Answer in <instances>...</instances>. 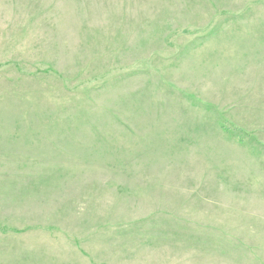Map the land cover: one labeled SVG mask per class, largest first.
<instances>
[{
	"label": "rangeland",
	"instance_id": "obj_1",
	"mask_svg": "<svg viewBox=\"0 0 264 264\" xmlns=\"http://www.w3.org/2000/svg\"><path fill=\"white\" fill-rule=\"evenodd\" d=\"M0 264H264V0H0Z\"/></svg>",
	"mask_w": 264,
	"mask_h": 264
}]
</instances>
